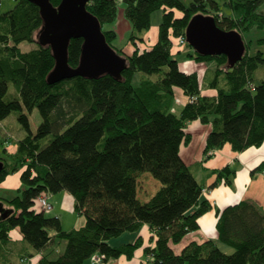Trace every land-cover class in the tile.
<instances>
[{
	"label": "trees",
	"instance_id": "trees-1",
	"mask_svg": "<svg viewBox=\"0 0 264 264\" xmlns=\"http://www.w3.org/2000/svg\"><path fill=\"white\" fill-rule=\"evenodd\" d=\"M49 1L56 7L61 0ZM121 2L137 32L147 31L151 14L162 9L156 42L140 49L143 38L133 33L130 54L115 48L116 31L104 25L117 18L118 2L91 0L87 10L100 22L106 42L126 59V67L119 76H75L50 84L47 76L55 60L50 46L37 36L43 23L39 6L14 0L12 8L1 11L0 0V123L16 114L28 124L34 108L42 119L33 133L12 141L13 152L0 139V182L20 171L21 183L13 197H0L5 213L0 212V250L10 230L18 227L23 240L41 253L38 264H85L96 254L104 256L103 262L120 256L130 260L143 246L141 236L118 246L109 240L148 225L155 240L153 246L143 247L142 264H264V210L252 200L216 209L217 239L231 247V253L212 239L191 241L179 252L171 246L196 231L198 218L212 208L201 198L203 187L179 154L181 144L191 140L187 122L211 123L205 154L226 143L236 152L264 143V52L250 53L245 40L242 59L230 67L225 55H200L186 42L187 58L213 63L200 80L197 72L179 68L173 44L185 36L188 21L197 13L213 16L219 28L237 30L243 37L252 28H264V13L258 12L264 0ZM23 42L36 47L22 51ZM82 42H69L71 67L78 65ZM260 66L263 75L256 82ZM136 73L158 77L142 78L134 86ZM174 87L190 99L178 117L169 111ZM203 88L216 94L201 95ZM254 171L264 172V161ZM143 172L161 184L144 202L137 197ZM213 172L216 181L210 187L219 181L233 185L231 166ZM60 191L73 197V210L85 218L82 227L64 230L59 217L35 208L39 196ZM54 252L56 257L51 256Z\"/></svg>",
	"mask_w": 264,
	"mask_h": 264
},
{
	"label": "crops",
	"instance_id": "crops-1",
	"mask_svg": "<svg viewBox=\"0 0 264 264\" xmlns=\"http://www.w3.org/2000/svg\"><path fill=\"white\" fill-rule=\"evenodd\" d=\"M177 15H179V13H177ZM154 33L155 32H153V36L149 39L148 44L142 42V45L140 46L139 44L138 47L140 49H147L154 44L157 40L158 29L157 33ZM143 41H145V39H143ZM133 49L134 46L131 52ZM172 53L174 54L175 50H173ZM178 63L179 68L183 72H197L200 80L204 76L207 69L213 67V63L205 64L195 61L192 58H187L184 61L178 60ZM173 93V99L169 111L178 117L182 108L187 102H189L190 99L179 87H174ZM215 94L216 91L214 89L203 88L201 90V95L214 96ZM11 115L16 117V114ZM9 117L2 122H5ZM185 130L190 134L191 140L187 144H181L179 154L185 164L190 167L197 181L202 185L203 190L201 198L208 200L212 205V208L198 218L199 228L196 231L186 234L181 242L171 244V246L174 251L179 252L191 241L201 242L206 239H212L217 243L222 251L225 253H231V251H228L229 246L219 242L217 239L216 209L222 210L225 207L237 204L242 200H252L264 210V175L260 171H254L255 168L262 161H264V143L258 147H249L241 152L233 151L231 146L226 143L223 147L210 150L207 154H205L206 138L211 131V123H202L199 119H195L187 122ZM4 145L9 152H13L16 149L15 143H9V140L8 142L4 141ZM226 165L231 166V168L235 170L233 185L228 186L224 184L223 181H219L215 186L210 187L216 181V173L213 171L221 169ZM10 175L6 176V178L0 182V185L6 183L10 178ZM56 194H48L46 196L53 205V209L51 211L53 212L52 214L60 218L61 225L63 226L64 221L61 213L68 211L69 208L71 211H74V199L68 193L70 196H65V200L62 201L57 198ZM80 216L81 215L77 218V223L75 225L77 228L79 227L78 225L81 224ZM53 233L54 232H52V234ZM137 236L142 237L143 246L135 251L132 259L127 260L125 256H120L118 259L105 262V264H142V262L145 261V256H143V247L148 245L153 246L155 240V235L148 225H143L142 229L139 230L138 233L124 232L116 239H110L109 244L112 246H118L124 243L133 242ZM151 237H153V239ZM140 256H143V259H140ZM40 258L41 253L35 252L23 240L22 233L18 227L10 230L9 241L0 250V264L6 262L13 264H38ZM85 264L95 263L89 259L85 262Z\"/></svg>",
	"mask_w": 264,
	"mask_h": 264
},
{
	"label": "water",
	"instance_id": "water-1",
	"mask_svg": "<svg viewBox=\"0 0 264 264\" xmlns=\"http://www.w3.org/2000/svg\"><path fill=\"white\" fill-rule=\"evenodd\" d=\"M30 1L39 6L43 20L37 36L50 46L55 60L47 76L50 84L75 76H119L126 67V59L106 42L100 22L87 10L91 0H61L56 7L49 0ZM73 38L83 39L76 67L68 64V45ZM185 39L200 55H225L230 67L240 61L245 52L244 38L239 31L223 30L213 16L202 13L193 15L188 21ZM2 166L0 162V170ZM0 212H3L2 208Z\"/></svg>",
	"mask_w": 264,
	"mask_h": 264
},
{
	"label": "rangeland",
	"instance_id": "rangeland-1",
	"mask_svg": "<svg viewBox=\"0 0 264 264\" xmlns=\"http://www.w3.org/2000/svg\"><path fill=\"white\" fill-rule=\"evenodd\" d=\"M184 4L188 5L191 0H182ZM118 2V13H117V18L115 19L114 22L111 24H105L104 28H113L116 31V38L113 40V45L117 49H123V52L125 54H130L131 50L133 48V45L129 41V37L131 34H135L143 39H145V43H149V39L153 36L154 34L157 33L158 25L161 21L162 17V9L156 10L151 14V26L147 31H142V32H137L133 30L131 24L129 21L126 19L124 15V5L121 2V0H117ZM14 5V0H2L1 3V11H6L10 8H12ZM258 12L264 13V2L259 6ZM244 42L245 40L248 42V51L250 53H255L256 51H262L264 52V42L258 43L257 40L260 38H264V28H252L248 32L244 34ZM154 42V41H153ZM150 42V43H153ZM142 44L140 43V46ZM179 46V45H178ZM176 45V42L173 44L172 51L175 50L174 53V58L177 60L184 61L187 59L186 52L188 49L184 48V46H179ZM36 47V43H27L23 42L20 44V49L22 51H28L32 48ZM145 47V46H144ZM207 64V63H205ZM263 75V69L260 66L255 74V79L256 82L262 77ZM150 77L151 79H156L158 76L157 75H151L147 76L143 73H136L132 79V84L134 86H138L140 79ZM13 86L12 84L9 85V93H13ZM29 123L24 124L22 121L17 120V117H13L10 115V117L5 121L0 124V139L2 141H7L9 140V143L12 141H17L18 138L23 137L24 135H29L35 131L36 127L40 124L42 121L41 116L39 114V111L37 108H34L31 113H29ZM264 175V173L262 172ZM18 185V186H17ZM139 189L137 191V197L139 198L140 201H147L160 187V182L156 180L150 173L148 172H143L139 175ZM21 186V183L19 181V171L12 173L10 175V178L7 180L6 183L3 185H0V197L4 198H11L15 195L16 190ZM57 198L60 200L64 201L65 196H70L66 191H60L56 194ZM36 209H39L37 203L35 205ZM52 211V210H51ZM45 212L47 216L53 215V212ZM62 219L64 221L63 228L64 230H69L70 228H77L75 225L77 223V218L79 215L76 214L75 211H71L70 208L68 211H64L61 213ZM81 217V224H79L78 228L82 227L85 223V218L84 216ZM142 229V227H141ZM140 229V230H141ZM129 234V233H126ZM188 234V233H187ZM117 238V237H116ZM112 238V239H116ZM123 238V237H122ZM181 242V241H180ZM64 243V242H62ZM60 243L58 250L61 251L63 249V244ZM171 244H173L171 242ZM58 245V244H57ZM229 250L232 252V248L228 247ZM57 253H53L51 256L56 257ZM140 259H143V256L139 257ZM109 260H115V259H109ZM108 260V261H109ZM106 261V262H108ZM95 264H105V262H97Z\"/></svg>",
	"mask_w": 264,
	"mask_h": 264
},
{
	"label": "built area",
	"instance_id": "built-area-1",
	"mask_svg": "<svg viewBox=\"0 0 264 264\" xmlns=\"http://www.w3.org/2000/svg\"><path fill=\"white\" fill-rule=\"evenodd\" d=\"M176 45L178 46H184L186 43L185 36L179 37L176 41ZM178 46V47H179ZM264 173V172H263ZM37 205L39 208L44 210L45 212H50L53 209V205L51 202L48 200V197L46 195H41L37 199ZM104 256L103 255H94L92 257V262L97 263V262H103Z\"/></svg>",
	"mask_w": 264,
	"mask_h": 264
},
{
	"label": "bare ground",
	"instance_id": "bare-ground-1",
	"mask_svg": "<svg viewBox=\"0 0 264 264\" xmlns=\"http://www.w3.org/2000/svg\"><path fill=\"white\" fill-rule=\"evenodd\" d=\"M1 207V206H0Z\"/></svg>",
	"mask_w": 264,
	"mask_h": 264
}]
</instances>
